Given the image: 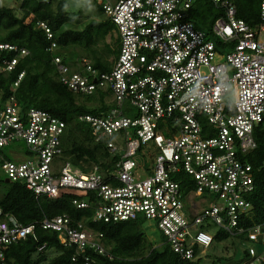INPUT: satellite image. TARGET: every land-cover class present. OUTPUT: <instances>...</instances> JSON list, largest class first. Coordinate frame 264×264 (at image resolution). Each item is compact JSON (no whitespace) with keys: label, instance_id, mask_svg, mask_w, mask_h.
Masks as SVG:
<instances>
[{"label":"built area","instance_id":"2783aa9c","mask_svg":"<svg viewBox=\"0 0 264 264\" xmlns=\"http://www.w3.org/2000/svg\"><path fill=\"white\" fill-rule=\"evenodd\" d=\"M194 1L98 0L120 44L111 70L102 73L87 57L72 68L56 54L61 46L49 24L37 21L51 40L47 49L55 53L52 62L62 84L85 95L103 88L114 97L104 113L78 116L92 126L96 142L106 139L112 165L61 160L66 121L43 108H21L14 96L3 100L0 89V172L36 197L70 195L78 208L93 210L94 221L152 219L181 260L201 258L196 247L214 244L215 233L208 229L215 225L236 239L245 237L238 241L246 256L227 264H264V222L241 225L253 209L247 199L255 186L248 156L258 147L257 127L264 128V0L254 25L237 17L234 0H211L223 9L212 32L223 43H234L229 51L188 18ZM29 54L26 47L0 42V74L15 71ZM24 76L20 71L15 87ZM232 90L234 98L227 99ZM117 134L123 145L112 140ZM19 140L31 153L22 154ZM11 144L17 146L14 160L2 152ZM144 145L141 177L134 157ZM37 225L55 231L61 244L75 250L71 264L81 259L94 264L91 251L109 254L102 232L84 219L63 213L23 224L0 207V264L9 245L38 239ZM45 248L46 243L38 246Z\"/></svg>","mask_w":264,"mask_h":264},{"label":"trees","instance_id":"16d2710c","mask_svg":"<svg viewBox=\"0 0 264 264\" xmlns=\"http://www.w3.org/2000/svg\"><path fill=\"white\" fill-rule=\"evenodd\" d=\"M17 6L7 4L0 0V42H10L29 49L30 54L22 57L15 71L0 74V89L2 98L6 100L10 96L16 98L21 108L37 107L49 110L66 121L65 133L62 137L61 160H70L81 166H89L98 163L104 169L112 164L107 161L105 141H95L92 135V126L79 119V115L90 113L100 115L112 105L103 103L99 107H90L86 95L71 91L59 79L57 67L53 60L55 53L47 48L50 40L43 29L36 24L38 20L46 21L53 32V39L60 44L56 54L62 55L66 63L76 68L75 61L81 57L77 48L86 49L99 39L105 40L110 32L115 30V25L108 18L97 20L88 16L87 23L80 24L81 12L72 11L66 0H16ZM263 0H234L237 6V17L254 25L260 19V7ZM98 2V1H97ZM99 4V3H98ZM19 6V7H18ZM101 7V6H100ZM102 9V8H101ZM33 13L34 17L28 16ZM223 9L216 7L211 0H195L189 9L188 18L194 24L204 30L209 39L217 46L226 48L234 47V43H223L213 32L212 26L215 20L222 15ZM107 45V44H106ZM85 50V51H86ZM96 56V53H94ZM9 57L13 52L7 54ZM90 60V59H89ZM90 63L99 73L111 70V61L91 57ZM25 70V76L17 87L20 71ZM111 95L109 91L103 97ZM256 139L258 147L248 156V160L254 166L255 186L247 195V199L253 204L249 216L242 219V226H250L264 222V170L261 163L264 161V128L257 127ZM3 154L7 159L14 157ZM59 160V159H57ZM6 175L0 172V184L5 186V193L0 198V207L3 212L12 214L19 222L30 224L44 216H53L67 213L74 220L84 219L86 224L97 232H102V239L109 254H100L94 251L90 255L94 264H200L197 260H181L172 250L170 244H162V248L149 241L142 230L138 220L122 222L94 221L91 208H78L70 195L60 199H51L46 196L36 197L35 194L22 182H6ZM183 184H185L183 182ZM186 186V185H185ZM188 190V187H184ZM37 240L28 237L13 243L6 248L3 264H71V258L75 253L72 248L61 244L58 234L50 229L36 226ZM231 235L219 229L214 235V243L228 239ZM233 237V236H232ZM244 239V236H238ZM233 237V245L241 242ZM46 243V248L39 250L38 246ZM237 245V246H238ZM56 248L58 253L48 257L46 250ZM196 254L199 247H196ZM237 252V251H236ZM88 253V252H87ZM242 258L246 252L242 251ZM233 256L229 259L234 263L239 259ZM77 264H84L81 259Z\"/></svg>","mask_w":264,"mask_h":264},{"label":"rangeland","instance_id":"374dc122","mask_svg":"<svg viewBox=\"0 0 264 264\" xmlns=\"http://www.w3.org/2000/svg\"><path fill=\"white\" fill-rule=\"evenodd\" d=\"M70 10L81 12L82 18L81 23L77 24L76 27H82L84 26L88 19V16L90 18H94L97 20H105L107 19V16L105 15L104 11L101 9L100 5L98 4L97 0H66ZM4 3H11L13 5L17 4L16 0H2ZM17 6V5H16ZM19 7V6H18ZM107 44V45H106ZM119 32L115 26V30L113 32H110L109 35L106 37L105 40L99 39L96 43L89 46L86 49L77 48L76 51L79 53V55L87 57L88 59L94 60V58L98 57L102 60L111 61L110 64H113L114 59L117 57V54L119 52ZM233 48V46L230 44L225 48V51H229ZM86 50V51H85ZM96 53V56L95 54ZM89 60V61H90ZM103 94H105V90L103 88L96 91L92 96L91 99L88 101L90 96L86 94V100L88 101V105L90 107H99L103 103L107 105H114V97L112 95H108L107 97H103ZM234 98V91H230L228 94V98L232 100ZM137 110L134 109V113ZM112 140L118 144L123 145L124 139L119 135H114L112 137ZM17 144V142L15 143ZM15 144H11L10 146L5 147L3 150L7 155H11L14 148L17 147ZM18 144L21 146L18 147L19 150L21 147L25 146V142L23 140H19ZM31 153L30 149L26 146L22 148V154H28ZM148 153V146L144 145L142 146L141 150L137 153V155L134 157L135 162L137 163L139 174L141 177L145 176V171L142 167L146 165V157ZM20 153L16 152V157H20ZM21 159V158H20ZM5 193V186L0 184V198ZM215 197V196H214ZM140 226L142 230L145 232L146 237L149 241H152L155 245L159 246L158 249L162 248V244H167L166 238L162 234V232L158 229L156 223L152 219H146L143 216H140L138 219ZM212 234L216 233L217 227L215 225H212L211 228L208 229ZM236 244L233 245V237H229L228 239H225L221 242H215L210 248L208 249H201L199 248L200 253V264H227L229 263V259L232 258L234 255L237 256L236 259H239L238 261H235L234 263H240L242 258V245ZM237 251V252H236ZM46 253L48 257H52L58 253L56 248H50L46 250Z\"/></svg>","mask_w":264,"mask_h":264},{"label":"clouds","instance_id":"9594fccd","mask_svg":"<svg viewBox=\"0 0 264 264\" xmlns=\"http://www.w3.org/2000/svg\"><path fill=\"white\" fill-rule=\"evenodd\" d=\"M46 1V0H45ZM98 1V0H97ZM29 17V16H28ZM32 18V17H31ZM39 21V20H38ZM44 21V20H43ZM36 24H37V22H36ZM45 32V31H44ZM50 42H51V40H50ZM47 246V245H46Z\"/></svg>","mask_w":264,"mask_h":264},{"label":"water","instance_id":"95a60500","mask_svg":"<svg viewBox=\"0 0 264 264\" xmlns=\"http://www.w3.org/2000/svg\"><path fill=\"white\" fill-rule=\"evenodd\" d=\"M10 180L8 178H6V182H9Z\"/></svg>","mask_w":264,"mask_h":264}]
</instances>
